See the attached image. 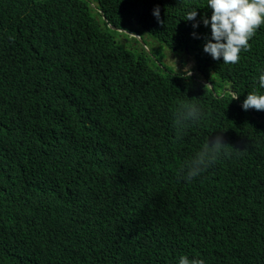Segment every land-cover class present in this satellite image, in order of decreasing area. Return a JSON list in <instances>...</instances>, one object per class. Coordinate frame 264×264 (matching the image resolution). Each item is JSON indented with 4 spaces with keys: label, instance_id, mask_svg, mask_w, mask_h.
<instances>
[{
    "label": "trees",
    "instance_id": "obj_1",
    "mask_svg": "<svg viewBox=\"0 0 264 264\" xmlns=\"http://www.w3.org/2000/svg\"><path fill=\"white\" fill-rule=\"evenodd\" d=\"M205 14L207 0H0V264H264V111L242 108L264 94V28L223 64L203 51ZM169 50L203 76L165 67ZM192 100L204 118L178 131ZM217 135L227 154L178 175Z\"/></svg>",
    "mask_w": 264,
    "mask_h": 264
},
{
    "label": "clouds",
    "instance_id": "obj_2",
    "mask_svg": "<svg viewBox=\"0 0 264 264\" xmlns=\"http://www.w3.org/2000/svg\"><path fill=\"white\" fill-rule=\"evenodd\" d=\"M207 7H210L212 11L211 17L209 18L205 14L201 19L205 27L210 26L211 36L206 38L203 51L210 55L213 60L219 61L222 58L223 64H238L241 60V54L251 50L250 41L261 28H264V0H207ZM153 15L158 22L163 23L160 19L158 6L153 10ZM198 15L197 9L189 11L186 15V21L194 22L192 25L194 29L200 26L201 21L197 20ZM136 36L140 41L142 40L140 35L136 34ZM193 36L200 38L196 32H193ZM145 47L150 52L149 48L151 47ZM167 55H170V50ZM166 57L164 58L165 61ZM192 59L196 61L195 69L198 70V60L195 57ZM182 62L185 61L182 59ZM165 63V67L172 66L168 62ZM191 76H193V72L190 66L186 65L183 78L187 79ZM202 76L203 74L200 72L198 78ZM203 81L206 82L205 77ZM259 84L261 88H264V74L259 76ZM227 87L232 88L233 86L227 84ZM237 99H239V95L233 93L232 100ZM242 108L245 111H264V94L250 92L243 101ZM203 118L204 113L194 100L183 103L173 113V123L178 131L186 130L190 126L198 124ZM230 147L232 146L225 143L222 135H217L215 138L209 137L193 156L180 165L178 175L190 182L214 165L222 154H227ZM179 264H204V261L195 258L190 259L185 255L179 258Z\"/></svg>",
    "mask_w": 264,
    "mask_h": 264
},
{
    "label": "rangeland",
    "instance_id": "obj_3",
    "mask_svg": "<svg viewBox=\"0 0 264 264\" xmlns=\"http://www.w3.org/2000/svg\"><path fill=\"white\" fill-rule=\"evenodd\" d=\"M166 51L167 50H163L164 53H166ZM165 62L170 63L172 66L175 67L176 71H181V72H184L185 66L188 65L190 66L193 72V76L199 77L200 75V71L195 69L196 61L192 58H190L186 62H182V58H179L178 56H172V53H170V55H167ZM176 65H177V68H176ZM227 88H230V87H227Z\"/></svg>",
    "mask_w": 264,
    "mask_h": 264
}]
</instances>
